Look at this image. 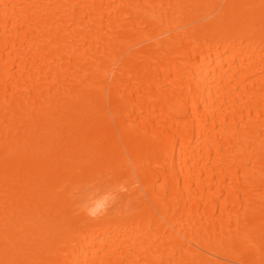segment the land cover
Returning <instances> with one entry per match:
<instances>
[{
    "label": "bare ground",
    "instance_id": "1",
    "mask_svg": "<svg viewBox=\"0 0 264 264\" xmlns=\"http://www.w3.org/2000/svg\"><path fill=\"white\" fill-rule=\"evenodd\" d=\"M0 264H264V0H0Z\"/></svg>",
    "mask_w": 264,
    "mask_h": 264
}]
</instances>
